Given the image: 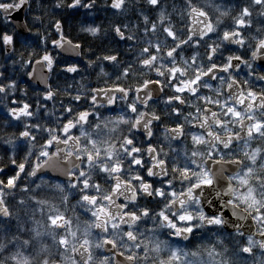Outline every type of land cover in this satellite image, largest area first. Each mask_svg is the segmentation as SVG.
Instances as JSON below:
<instances>
[{
  "label": "clouds",
  "instance_id": "clouds-1",
  "mask_svg": "<svg viewBox=\"0 0 264 264\" xmlns=\"http://www.w3.org/2000/svg\"><path fill=\"white\" fill-rule=\"evenodd\" d=\"M0 264H264V0H0Z\"/></svg>",
  "mask_w": 264,
  "mask_h": 264
},
{
  "label": "snow or ice",
  "instance_id": "snow-or-ice-1",
  "mask_svg": "<svg viewBox=\"0 0 264 264\" xmlns=\"http://www.w3.org/2000/svg\"><path fill=\"white\" fill-rule=\"evenodd\" d=\"M8 182H9V184L14 183V181H12V180H9ZM182 219H183V218H182ZM217 222H218V221H217ZM188 231H191V229H188Z\"/></svg>",
  "mask_w": 264,
  "mask_h": 264
}]
</instances>
